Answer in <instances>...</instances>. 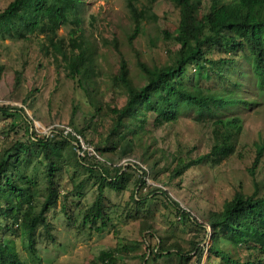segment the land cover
Returning a JSON list of instances; mask_svg holds the SVG:
<instances>
[{
  "label": "rangeland",
  "instance_id": "rangeland-1",
  "mask_svg": "<svg viewBox=\"0 0 264 264\" xmlns=\"http://www.w3.org/2000/svg\"><path fill=\"white\" fill-rule=\"evenodd\" d=\"M10 1L0 0V11ZM192 2L196 23L203 24L212 0ZM130 3L140 12L135 34ZM80 18L76 27L70 22L58 27L53 40L61 42L55 47L44 28L24 37L0 33V106L23 109V116L0 111V161L12 157L9 171L21 183L28 181L35 212L46 199L48 183L40 148L31 145L29 135L50 139L61 152L57 193L45 212L48 228L35 231V256L28 253L21 219L5 234L8 248L27 264H220L208 250L212 245L241 261L250 257L245 246L213 241L209 226L210 214L220 212L236 193L264 196V90L254 85L249 55L226 48L208 54L213 60L237 59L240 69L247 71L237 92L251 104L221 112L222 119H240L233 151L218 161L206 158L178 171L183 163L210 153L218 127L213 117L198 119L195 109L189 108L175 121L159 125L148 113L139 128L133 120L130 131L116 126V111L128 97L121 65L129 84L139 89L147 83L148 70L176 63L180 45L166 37V32L175 34L179 24L176 0H82ZM71 28L85 41L87 62L79 74L68 60L78 52L69 46ZM186 68L188 86L199 75L192 63ZM221 69L225 71V66ZM213 87H219L215 79ZM60 124L78 127L98 147L109 148L103 151L114 164L107 169L108 176L122 172L117 187L100 180L97 168L75 163L72 140L49 133ZM134 160L148 173L130 165ZM100 186L104 226L100 220L84 218ZM169 199L201 226L179 215Z\"/></svg>",
  "mask_w": 264,
  "mask_h": 264
},
{
  "label": "trees",
  "instance_id": "trees-1",
  "mask_svg": "<svg viewBox=\"0 0 264 264\" xmlns=\"http://www.w3.org/2000/svg\"><path fill=\"white\" fill-rule=\"evenodd\" d=\"M81 2L82 0H11L0 11V33L24 37L26 33L44 28V31L48 32V40L55 47L61 42L53 40L61 24L70 22L75 27L79 24ZM176 2L180 9L179 24L175 34L170 35L166 32L167 38H173L180 45L176 63L148 70L147 83L139 89L132 88L127 80V69L124 64L121 65L120 78L128 90V97L125 104L116 111V126L129 128L130 131L129 124L133 120L139 128L148 113H153L154 122L159 125L175 121L189 108L195 109L198 119L213 117L218 127L210 153L200 156L197 160L183 163L178 171H184L191 164L203 159L218 161L231 153L232 137L241 129L240 119L238 117L222 119L221 112L225 108L229 110L234 105L251 104L242 99L237 92L241 85L240 77L245 75L248 77L247 71L240 69L239 60H233L230 56L213 60L208 54L215 48L218 50L226 48L232 53L237 51L247 53L250 60L248 70L254 79V85L259 90H264V0L226 2L212 0L211 10L203 17V24L196 23L192 0H176ZM129 7L136 23L135 34L139 27L140 12L132 3ZM204 27H206L205 31ZM84 43L82 36L77 37L74 28H71L69 46L71 51L78 49V52L68 60L77 74L81 73L87 62ZM190 63L196 67L199 77L197 81L194 80L187 86L185 73L186 66ZM222 65L225 66V71L221 69ZM213 79L218 82V88L213 87ZM0 111L5 115L23 116L22 108L0 106ZM73 128L91 142L107 161L105 163L97 162L90 157L82 158L74 152L75 163L79 166H89V170L97 168L100 180L107 182L111 187H117V180L123 178L122 172H116L114 177L108 176L107 169L112 168L114 164L108 160L103 151L109 148L98 147L82 130L75 126ZM27 132L29 134V129ZM28 141L31 145L40 148L48 192L41 208L35 212L33 192L30 190L26 176L24 178L27 183H21L14 176V172L9 171V167L14 163L11 161V156L0 161V264H27V260L18 252L8 248L5 235L19 219L28 241V253L32 258L35 256V231L38 227L48 228L49 222L45 212L51 208V201L57 193L54 185L61 152L55 143L46 137L29 135ZM84 160L92 163H85ZM256 161L257 158L254 164ZM130 165L138 169L141 174L148 173V170L140 168L142 166L139 161L134 160ZM162 193L166 194L165 191ZM101 197L100 186L99 193L84 218L100 220L101 226H104ZM168 201L172 202L179 215L201 226L177 202L171 199ZM209 226L213 241L225 239L237 246H245L251 253L250 257L241 261L232 258L220 246L212 245L208 250L219 258L220 264H264V196L254 197L236 193L231 200L225 202L220 212L210 214ZM103 255L109 256L108 253Z\"/></svg>",
  "mask_w": 264,
  "mask_h": 264
},
{
  "label": "built area",
  "instance_id": "built-area-1",
  "mask_svg": "<svg viewBox=\"0 0 264 264\" xmlns=\"http://www.w3.org/2000/svg\"><path fill=\"white\" fill-rule=\"evenodd\" d=\"M57 130H52L49 133L54 135L60 133L65 138H70L74 144V148L79 157H90L97 162H105L106 159L98 152L95 146L87 141L81 133L69 125L60 124Z\"/></svg>",
  "mask_w": 264,
  "mask_h": 264
}]
</instances>
